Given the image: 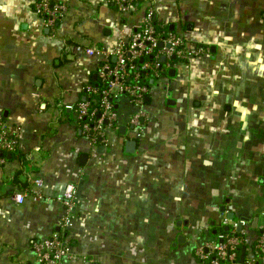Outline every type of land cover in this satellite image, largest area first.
<instances>
[{"label": "crops", "instance_id": "0c3cea01", "mask_svg": "<svg viewBox=\"0 0 264 264\" xmlns=\"http://www.w3.org/2000/svg\"><path fill=\"white\" fill-rule=\"evenodd\" d=\"M34 1L0 0V119L22 129L0 170V264H37L31 246L59 231L58 197L71 183L75 258L65 264H199L195 249L230 213L247 219L254 243L264 229V0H155L158 22L210 53L178 63L162 86L151 82L140 138L131 100L117 99L126 133L95 155L66 107L86 101L101 58L76 45L110 54L141 12L129 25L107 0H66L51 35ZM35 175L45 197L17 204Z\"/></svg>", "mask_w": 264, "mask_h": 264}, {"label": "built area", "instance_id": "2783aa9c", "mask_svg": "<svg viewBox=\"0 0 264 264\" xmlns=\"http://www.w3.org/2000/svg\"><path fill=\"white\" fill-rule=\"evenodd\" d=\"M107 1L125 20L140 12L141 15L132 32L126 39L119 41L110 54L92 46L76 45L77 52L101 58L98 80L102 86L89 85L86 89V101L66 107L74 112L93 155L100 146L109 148L119 139L120 127L115 111L117 99L126 96L131 100L135 111L129 121L137 138H140L148 119L145 106L146 97L150 93L149 81L157 84V81L167 78L178 63H188L210 53L207 47L192 44L176 32L159 31L155 22V0ZM67 11L66 0H35L33 3V12L40 18L42 29L49 31L51 35H56ZM163 57L165 61H162ZM21 135V127L0 119V170L8 163V156L18 152ZM31 184L28 190L15 193L14 200L17 204H22L26 198L39 200L45 197L42 193L44 183L38 175L31 178ZM58 200L65 207L59 231L48 239L33 242L31 246L37 264H65L75 258L68 232L76 218L77 185L69 184ZM239 223L243 224L241 232L237 230ZM246 223L242 220H229L227 217L222 219L220 227L224 231L195 249L194 255L198 263L259 264V259L264 257V229L257 240L248 246ZM243 247L246 248V257L242 263Z\"/></svg>", "mask_w": 264, "mask_h": 264}, {"label": "water", "instance_id": "95a60500", "mask_svg": "<svg viewBox=\"0 0 264 264\" xmlns=\"http://www.w3.org/2000/svg\"><path fill=\"white\" fill-rule=\"evenodd\" d=\"M213 52H215V49H213L212 50ZM162 61H165V58L163 57L162 58ZM175 74H176V71L175 70H171L170 72H169V76L170 77H175ZM152 83H153V81H152ZM126 127H121L120 128V132H121V134L122 135H125V133H126ZM136 149H137V141L136 140H129L127 143H126V152L128 153V154H134L135 152H136ZM103 151H105V147L104 146H100L99 148H98V152H103ZM11 156L12 155H9L8 157L9 158H11ZM84 159H86V157H83ZM223 211H224V209H222ZM234 218H235V216H234V214L233 213H230L229 215H228V219L229 220H234ZM243 229V224L242 223H239V225H238V228H237V230H238V232H241V230ZM59 230V229H58ZM227 230V229H226ZM184 237H182V240L180 239V242L182 241V242H184V239H183ZM245 257H246V248L245 247H243L242 248V253H241V262L243 263L244 262V260H245Z\"/></svg>", "mask_w": 264, "mask_h": 264}, {"label": "trees", "instance_id": "16d2710c", "mask_svg": "<svg viewBox=\"0 0 264 264\" xmlns=\"http://www.w3.org/2000/svg\"><path fill=\"white\" fill-rule=\"evenodd\" d=\"M155 22H156V25H157L159 31H161V32H165V33L171 31L170 28H169L168 26H165V25H163L162 23L158 22L157 19H156ZM168 74H169V73H168ZM148 84H149V86L151 87V85H150L151 82H150V81H149ZM96 86H97V87H101V86H102V84L99 82V80H98V83L96 84ZM13 155H14V154H13ZM221 231H224L223 228L218 227V228H217V232H216V234H218V233L221 232Z\"/></svg>", "mask_w": 264, "mask_h": 264}, {"label": "rangeland", "instance_id": "374dc122", "mask_svg": "<svg viewBox=\"0 0 264 264\" xmlns=\"http://www.w3.org/2000/svg\"><path fill=\"white\" fill-rule=\"evenodd\" d=\"M130 23L131 24H133L134 22H133V19H129V25H130ZM177 34L178 35H181V36H183L184 34L181 32V31H177ZM184 37V36H183ZM189 42V41H188ZM249 41H247L246 43H248ZM191 43V42H190ZM193 44V43H192ZM257 57V55H254V57H253V59L254 58H256ZM167 79L166 78H162L161 80H159V81H157V84L156 85H163V83H164V81H166ZM116 142V141H115ZM220 212H221V209L219 210ZM222 214V213H221ZM224 218H226V216L224 217ZM223 218V219H224ZM247 218H249V217H247ZM243 220H245V221H247V219H243ZM249 220H251L250 218H249ZM264 219H263V217L261 216V219H260V221L262 222Z\"/></svg>", "mask_w": 264, "mask_h": 264}]
</instances>
